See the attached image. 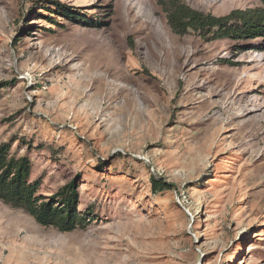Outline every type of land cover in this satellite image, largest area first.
I'll use <instances>...</instances> for the list:
<instances>
[{"label": "rangeland", "instance_id": "1", "mask_svg": "<svg viewBox=\"0 0 264 264\" xmlns=\"http://www.w3.org/2000/svg\"><path fill=\"white\" fill-rule=\"evenodd\" d=\"M260 47L175 36L154 0H0V146L45 201L74 183L87 221L0 203V264H264Z\"/></svg>", "mask_w": 264, "mask_h": 264}, {"label": "trees", "instance_id": "2", "mask_svg": "<svg viewBox=\"0 0 264 264\" xmlns=\"http://www.w3.org/2000/svg\"><path fill=\"white\" fill-rule=\"evenodd\" d=\"M165 15L175 36L194 35L204 42L244 41L264 43V0L255 9L235 10L223 17L204 14L187 6L183 0H154ZM64 19H79V13H60ZM264 50V47H260ZM8 146H0V203L20 210L43 227L68 233L87 223L78 210L76 185L64 186L45 201L38 195L39 183L30 180L32 164L26 158L9 156ZM154 188L166 184L151 179Z\"/></svg>", "mask_w": 264, "mask_h": 264}]
</instances>
